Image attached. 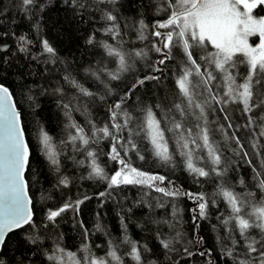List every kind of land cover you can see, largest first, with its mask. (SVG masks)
<instances>
[{"label": "trees", "instance_id": "obj_1", "mask_svg": "<svg viewBox=\"0 0 264 264\" xmlns=\"http://www.w3.org/2000/svg\"><path fill=\"white\" fill-rule=\"evenodd\" d=\"M163 0H116L115 5L108 7L117 16V23L121 36L113 38L110 34L102 31L107 26L106 22L100 19V12L96 10L84 11L80 14L65 0H38V4L44 5L43 10L33 8L31 11H25L20 0H0V83L5 84L11 90L16 105L21 113L25 136L30 148V167L26 170V179L29 185V193L33 201V220L36 226V232L43 238L38 244H29L25 239V233H32L29 226L24 229L15 230L7 237V243L3 249V256L0 257L8 264H16L23 260L24 264H55L54 261L47 259L45 250L51 254L58 244L65 252L72 251L87 256L91 253L99 252V249L108 247V241L111 240L118 245L117 255L122 256L123 264H137V262L127 252H130V245L124 244L123 237L127 235L132 241L138 242V246L146 245L149 251L143 253L144 260L155 261L156 264H233L228 257L222 256V249L231 247V242L226 239L227 229L221 225L218 217L221 214H229V209L222 197H216V205H210L207 219L199 221V227L195 228L193 224V209L196 208V202L189 197L181 195L176 198L165 196L155 189L142 188L136 185H121L115 189H107V183L103 180L93 177L88 179L91 171L92 158L88 157V151H94L98 154L97 163L111 174L119 165L110 160L107 153L110 151L111 141L108 138L99 139L97 142L89 145H83L81 141L75 142V149L68 141V134L75 133V129L66 128L71 122L84 127L85 134L91 135V120L97 127L110 123L109 106L113 104L119 96L128 89L137 77H143L149 72L148 61L136 60L132 70L124 73L120 80L110 81L103 71L107 67L115 72L118 67V58L107 56L106 50L99 44L89 45L86 41L88 36L95 32L96 41H106L115 46L118 50L125 53L132 48L138 49V45L145 43L137 39V29L139 21L142 19L151 26L157 19L165 18L163 12L157 13L156 7ZM105 5H100L104 7ZM39 22V29L34 25ZM100 30V31H98ZM149 30H145L148 35ZM26 38V50L21 51V42L19 37ZM151 38L154 42L158 39L149 35L147 47L150 48ZM48 42L56 50V62L50 59V54L43 51L42 41ZM7 45L6 48L2 46ZM140 49V48H139ZM151 61L160 58V54L150 52ZM180 57L166 61V67L162 73H153L160 76L159 81H146L144 86L139 87L131 99L128 100L126 107L136 117L134 131H139V122L144 119V113L141 108L154 106L157 103L162 104L161 108H153L159 118L161 112L170 102L175 99V93L178 89L175 85V77L179 75ZM131 63V61H130ZM202 71L204 63L201 61ZM91 69V71H86ZM92 71H99V79L92 75ZM241 75L237 77V82H243L242 76L246 72L244 65L238 71ZM71 74L80 85L89 91L96 93V97H83L77 89L67 83L64 77ZM220 83V82H219ZM105 84L115 90L112 96H107L105 100L99 97L105 95ZM60 87L63 94L55 93V89ZM223 87L221 88V94ZM31 97V99H29ZM206 97L199 96L197 99L201 102ZM71 105L70 117L65 115L68 111L61 104ZM85 105L87 108L85 109ZM240 106L229 105L228 114L232 118L233 124L244 125L246 117L238 110ZM79 109V110H77ZM198 113V110L193 109ZM169 117L175 115L176 118L183 119L175 112L167 113ZM257 115L259 110H257ZM120 122L123 117H118ZM209 120H217L218 123L225 124L223 114L217 108L215 115H210ZM196 121L193 117L188 118L185 127H191L193 136L198 131L195 128ZM162 127H171V124L165 125L162 121ZM215 127V125H212ZM43 128L52 138L54 150L58 153L59 172L56 166H53L41 150L42 145L38 140V131ZM229 135L235 131L241 138L244 145L241 156H236L230 149L236 148L234 141L226 145L216 133L214 139L220 141V148L223 149L222 155L232 164L227 172L226 186L237 193L255 192L256 197L252 201L256 206L259 204L260 192L256 187L258 180L255 179L256 172L264 174V148L259 149L261 155L256 154V150L251 147L249 137L253 132L258 134L259 128L253 125L251 129L241 127L239 130L227 129ZM127 136V132L124 133ZM169 139L170 150L175 148L173 143L175 135L172 132L165 133ZM187 136V133L185 132ZM143 133H141V137ZM260 143L264 144V137H259ZM66 141V143H61ZM137 143L141 153L145 155V160H139L135 153H129L133 166L146 172L158 173L166 176L174 185L182 191L197 193L204 192L212 194L217 190L218 180L201 177L193 179L180 165L181 157L177 154L175 160L177 166H165L154 161L146 149L148 142L137 137ZM202 143V142H201ZM191 146V145H190ZM194 147V146H192ZM196 155L203 154L202 150H195ZM243 152H247L246 158H241ZM123 155V153H122ZM251 160L248 164L246 161ZM200 163V162H198ZM203 166V165H201ZM255 169L256 171H253ZM68 177L69 184L65 187L58 185V179ZM244 184H240V179ZM264 178V175L261 176ZM170 187L167 181L160 185ZM107 191L110 195L99 197L100 192ZM87 195L91 197L80 205L79 211L67 210L58 216L55 222L46 219L48 209H57L63 205L69 198L72 201L83 199ZM162 204L163 207H158ZM173 205L176 209V215H173ZM130 209V211H129ZM247 212L254 209L248 207ZM121 217H124L123 221ZM168 221L174 225L160 223ZM83 222V227H81ZM99 224L102 231L96 230ZM126 225V229L122 226ZM47 225V227H45ZM213 225L216 227L214 228ZM228 227H231L229 225ZM87 230V235H85ZM181 233L178 241H173V246L178 250L169 252L160 244L157 233L161 238H173L176 233ZM256 235V231L252 232ZM236 239H240L238 232L234 233ZM203 237L200 244L188 243L195 238ZM87 244L89 251H84L82 245ZM187 247L194 255L188 257L183 249ZM210 255L200 256L198 253L209 252ZM243 241L237 248L238 254L243 257ZM35 253V255H33ZM57 256L63 253L57 251ZM171 257V260L168 259ZM65 258V257H64ZM115 264V262H113Z\"/></svg>", "mask_w": 264, "mask_h": 264}, {"label": "snow or ice", "instance_id": "obj_2", "mask_svg": "<svg viewBox=\"0 0 264 264\" xmlns=\"http://www.w3.org/2000/svg\"><path fill=\"white\" fill-rule=\"evenodd\" d=\"M80 14L84 11L96 10L100 12V19L105 21L107 26L102 29L103 32L110 34L113 38L121 36L117 16L108 7L115 5L116 0H65ZM25 11H31L33 8L43 10L44 5L38 4V0H20ZM100 5H105L100 7ZM264 11V0H163L156 7V12L165 14V18L157 19L154 24L149 26L142 19L138 22L137 39L146 41L149 35L159 38L158 42H153L148 48H132L127 53L118 50L115 46L106 41H96L95 32L88 36L87 43H94L106 50L107 56L118 58V67L115 72L103 67V71L110 81L120 80L124 73L132 70L136 60L148 61L149 72L142 78L137 77L128 89L119 96V98L109 106L110 123L97 127L93 121L89 120L91 125V135L85 134L84 127L75 122L66 125L75 129V135L69 132L68 141L75 149V142L81 141L83 145H89L97 142L99 139L108 138L111 141L110 151L107 156L110 160L116 162L119 167L109 174L104 167L97 163L98 154L94 151H88V157L92 158L91 171L88 179L93 177L103 180L107 183V189H115L121 185H136L142 188L155 189L165 196L176 198L181 195L189 197L196 202V208L193 209V224L195 228L199 227L201 219H207L210 205H216V197H222L226 202L229 214L224 217L221 214L218 219L222 226L227 229V237L231 242V247L222 249V256L228 257L233 264H264V178L262 173L256 172L255 179L258 180L256 187L260 192L259 204L256 206L252 201L256 197L255 192L237 193L227 187V172L232 166L221 154L220 141H216L214 136L219 133L221 140L227 145L234 141L236 148L230 150L236 155L241 156L243 143L241 138L233 131L230 135L227 129H237L241 127L251 129L253 125L259 128L258 134L253 132L249 137L251 147L256 150L257 155H261L259 149L264 148L260 143L259 137H264V15H254V10ZM39 29V22L34 25ZM148 29V35L145 30ZM159 29H167L165 32ZM100 31V30H98ZM258 36L259 43L253 46L249 43V37ZM21 42V51L26 50V38L19 37ZM43 51L50 54L53 63L58 58L56 50L48 40L42 41ZM209 46L214 51H209ZM6 48L7 45L2 46ZM150 52L160 54V58L151 61ZM177 56L179 60V75L175 77V85L178 92L175 93V99L165 109V114L157 117L153 108H161L162 104L157 103L154 106L141 108L144 113V119L139 122V131H134L136 117L133 116L126 104L131 99L134 92L144 86L146 81H159L160 76L153 73H162L166 67V61L172 60ZM131 61V63H130ZM204 70L202 71V64ZM245 65L246 72L241 77L243 82L238 83L237 77L241 74L236 71L238 65ZM91 71V69H86ZM99 71H92L91 74L99 79ZM65 81L77 89L83 97H96V93L89 91L80 85L79 82L69 73L64 77ZM223 91L221 94V84ZM199 90V92H197ZM55 93L63 94V89L57 87ZM114 89L110 84H105V95L100 96V100H105L107 96L114 94ZM197 96L206 97L202 102ZM31 99V97H29ZM229 105L240 106L238 110L246 117L247 122L244 125L233 124L232 118L228 114ZM66 116L70 117L71 105L61 104ZM87 105H85V109ZM217 108L223 114L225 124L218 123L217 120H209L210 115H215ZM198 110V113L193 111ZM79 110V109H77ZM257 110L259 114L257 115ZM175 112L183 119H177L175 115L169 117L167 113ZM123 117L120 122L118 117ZM196 121L195 128L198 130L193 136L191 127L186 128L189 117ZM162 121L165 125L171 123V127H162ZM215 125V127H212ZM172 132L175 135L173 141L175 148L170 150L169 139L165 133ZM127 132V136L124 133ZM187 133V136L185 135ZM141 133L143 136L141 137ZM25 129L21 125V113L17 110L13 102L12 93L4 84H0V257L3 256V249L7 243V237L15 230L24 229L29 226L32 233H25V239L29 244H38L42 237L36 232V226L33 220V201L29 197V185L24 179V173L30 167V149L29 143L24 139ZM137 137L148 142L146 151L150 153L154 161L165 166L175 168L177 161L175 156L181 157L180 165L193 179L201 177L219 181L217 190L212 194L204 192H185L166 176L158 173L146 172L132 165L129 153H135L139 160H145L146 157L141 153L137 143ZM38 140L42 145V151L53 166H56L59 172L58 153L54 150L51 136L43 130L38 131ZM202 142V143H201ZM66 143V141H61ZM191 145V146H190ZM194 146V147H192ZM195 150H202L203 154L196 155ZM123 153V155H122ZM247 152H243L241 158H246ZM202 162L203 166H201ZM251 164V160L246 161ZM264 164V160H262ZM253 171H256L253 169ZM167 181L170 187L160 185ZM68 177L58 179V185L67 186ZM244 184V180H239ZM100 192L99 197L110 195L107 191ZM91 197L85 195L83 199L72 201L70 198L57 209H48L46 219L55 222L56 218L69 209L78 212L81 204ZM163 207L162 204H157ZM252 207L254 211L247 212L246 209ZM130 211V209H129ZM173 215H176V209L173 205ZM124 217H121L123 221ZM163 224H169L168 221H160ZM231 225V227H228ZM122 226L126 229V225ZM170 227L174 225L169 224ZM47 227V225H45ZM83 227V222H81ZM215 228L216 226L213 225ZM97 231L103 229L99 224L96 225ZM256 231V235L252 232ZM239 234L240 239H236L234 233ZM87 235V230H85ZM181 233L177 232L173 238H161L160 244L169 252L178 251L173 246V241H178ZM243 241V257L238 254L237 248ZM124 244L130 245L131 250L127 252L137 264H156L153 261H145L143 253L149 251L146 245L138 246V242L132 241L127 235L123 237ZM203 237L195 238L188 243L200 244ZM84 251H89L87 244L81 246ZM109 250L105 257H96L89 251V255L84 257L85 264H123V258L117 255L118 245L113 241H108ZM64 253L69 258V264H81L75 259V253L65 252L57 244L56 249L49 254L45 250V255L55 264H64V257L57 256L56 252ZM188 257L194 254L187 247L183 249ZM200 256L210 255L209 252H199ZM35 255V253H33ZM171 260V257L168 256ZM0 264L8 262L0 258ZM16 264H24L23 260ZM179 264V262H177ZM211 264V261H208Z\"/></svg>", "mask_w": 264, "mask_h": 264}, {"label": "bare ground", "instance_id": "obj_3", "mask_svg": "<svg viewBox=\"0 0 264 264\" xmlns=\"http://www.w3.org/2000/svg\"><path fill=\"white\" fill-rule=\"evenodd\" d=\"M256 14H259V15H264V11H260L259 9H256V10H254V15H256ZM157 38V37H156ZM158 39V41H159V38H157ZM257 39H259V37L258 36H252V37H249V43L250 44H252L253 46H255V44H256V42H257ZM157 41V42H158ZM154 42V40L151 38V44ZM147 46V40L145 41V43H143V44H140V45H138V49L139 48H145ZM150 47H151V45H150ZM209 49H213V48H211V46H209ZM243 67V64H240V65H238V67H237V69H236V71H239V69H240V72H241V68ZM240 77V76H239ZM5 85V84H4ZM109 111V110H108ZM155 112V111H154ZM162 114H165L164 112H161ZM157 115V117L159 118V115L158 114H156ZM168 115V114H167ZM122 117V116H121ZM169 124H171V123H168V125ZM218 134V136L221 138V136H220V134L219 133H217ZM201 163V165H203L202 164V162H200ZM224 216H226V214L224 213ZM109 250V248L106 246V248H104V249H99V252H95V253H92V254H94L96 257H105V254L107 253V251ZM67 252H69V253H74V252H72V251H67ZM63 257H65L64 258V264H69V258H68V256L67 255H65L64 253H63V255H62ZM88 256V255H87ZM84 255H81V254H79V256H77V254L75 253V259L76 260H79L80 262H81V264H85V262H84Z\"/></svg>", "mask_w": 264, "mask_h": 264}, {"label": "water", "instance_id": "obj_4", "mask_svg": "<svg viewBox=\"0 0 264 264\" xmlns=\"http://www.w3.org/2000/svg\"><path fill=\"white\" fill-rule=\"evenodd\" d=\"M0 84H2V83H0ZM6 86V85H5ZM6 87H8V86H6ZM10 90V89H9ZM11 91V90H10ZM12 93V92H11ZM12 98H13V102L15 103V99H14V97H13V94H12ZM16 104V103H15ZM16 107H17V105H16ZM17 110L19 111V109H18V107H17ZM20 112V111H19ZM21 125H22V118H21ZM22 127H23V125H22ZM24 139L27 141V139H26V136H24ZM30 149V148H29ZM30 157V156H29ZM27 170V169H26ZM26 170H25V173H24V179L26 180ZM27 181V180H26ZM29 194V197L31 198V196H30V193H28Z\"/></svg>", "mask_w": 264, "mask_h": 264}, {"label": "rangeland", "instance_id": "obj_5", "mask_svg": "<svg viewBox=\"0 0 264 264\" xmlns=\"http://www.w3.org/2000/svg\"><path fill=\"white\" fill-rule=\"evenodd\" d=\"M259 43V39H257V42H256V44H258ZM255 44V45H256ZM209 51H214V49H209ZM244 69H245V65H244ZM240 83H242V82H240ZM220 84H221V88L223 87V84H222V82H220ZM197 92H199V90H197ZM199 96H197V98H198Z\"/></svg>", "mask_w": 264, "mask_h": 264}]
</instances>
